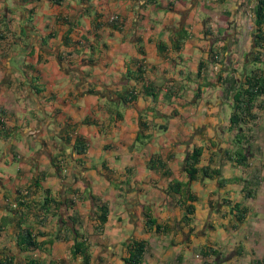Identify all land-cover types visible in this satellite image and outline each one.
Listing matches in <instances>:
<instances>
[{
    "label": "crops",
    "instance_id": "obj_1",
    "mask_svg": "<svg viewBox=\"0 0 264 264\" xmlns=\"http://www.w3.org/2000/svg\"><path fill=\"white\" fill-rule=\"evenodd\" d=\"M252 3L0 0V217L9 216L5 205L13 207L15 191L37 176L55 199H63V183L80 195L72 208L61 201L49 209L43 224L27 215L25 222L41 233L39 249L30 254L19 251L15 227L6 222L0 258L7 254L13 264H25L26 257L39 264H82L70 253L77 228L87 243V264H123L132 238L147 242L140 264H198L195 255L205 244L218 252L207 264H264V96L254 102L255 117L243 130L245 163L238 165L221 155L231 148L235 131L228 129L230 102L221 98L214 79L220 65L207 64L197 74L209 48L221 45L240 70L250 48ZM111 13L120 19L107 21ZM205 26L213 41L203 35ZM182 28L187 36L173 49ZM135 59L144 68L139 80L126 72L134 70ZM145 84L155 97L142 93ZM129 91L135 98L125 102ZM140 133L147 136L142 142L136 139ZM76 136L85 142L82 154L73 153ZM195 145L202 146L200 164L214 153L210 165L219 168L217 178L224 183L217 178L188 183L197 200L192 222L185 225L183 196L166 187L172 180L187 181L182 163ZM55 155L63 158L65 173H55L50 164ZM153 157L162 168L147 167ZM88 193L107 207L99 231ZM222 199L246 206L241 222L229 213L221 217L228 211ZM145 209L160 231L144 228Z\"/></svg>",
    "mask_w": 264,
    "mask_h": 264
},
{
    "label": "trees",
    "instance_id": "obj_2",
    "mask_svg": "<svg viewBox=\"0 0 264 264\" xmlns=\"http://www.w3.org/2000/svg\"><path fill=\"white\" fill-rule=\"evenodd\" d=\"M21 1L25 3L27 0ZM52 1L54 3L60 2V0ZM250 13L252 16L250 48L249 51L245 53V57L239 68L240 70L232 65L227 54L224 53L226 46L221 45L218 49L212 46L209 48L206 59L199 61L197 71V74L199 75L205 69L207 64L218 63L220 65L214 79L220 87L221 98L230 102L228 129L235 131V134L231 138V148H225L221 155H223L226 160H232L238 165H244L245 163L243 130L245 127H249L248 125L251 124V121L255 117V114L251 111L255 106L254 102L260 96H264V0H253ZM111 26L116 29L118 28V25L116 24H112ZM20 31L21 33L23 32L22 29ZM202 33L211 41L215 38L207 26H205ZM186 36L187 33L182 28L179 31L177 39L173 40L172 48L178 49ZM63 43H67V40L63 39ZM157 48L162 50L160 45H157ZM133 63L135 64L134 70L129 72L127 70V74L134 80L142 79L144 68L141 60L135 59ZM141 89L142 93L155 97V92L149 84L143 85ZM128 94V97L123 98L125 102L135 98V94H133L132 91H129ZM118 116L119 115L116 114V117ZM140 125L141 128L144 127L142 122ZM1 129L2 122L0 120V130ZM145 138H147V136L140 133L136 139L140 140L139 142H142ZM62 140L64 143H67L69 140L68 136H63ZM71 146L73 153L75 154L84 153L86 147L84 140L77 136L74 138ZM201 153L202 146L200 145L192 146V148L187 150L182 163V172L186 176L187 181L180 182L172 180L168 182L166 187L167 191L181 194L183 196L180 201L182 206L180 221L185 225L192 222V214L194 211L192 202L197 200L196 194L190 190L188 183L192 180L201 178H217L220 175L219 168L210 165V162L213 161L212 156L214 153L211 154L212 156L209 157L206 164H200ZM59 155L50 157V164L54 168L56 174L60 173V160L63 159L58 158L57 156ZM147 167L150 169L162 168L163 163L158 157H153L149 158ZM162 174L165 176L169 175L167 170L162 171ZM41 180L42 176H37L31 180L29 185L17 189L15 191V196L12 199L15 206L11 207L9 203L5 205L6 210L9 212V216L0 217V229L6 222L13 223L15 227L13 237L16 247L19 251L29 252V254L34 250L39 249L41 241L37 240V236L41 235V233L34 231L33 226L25 222L27 215L31 214L38 224H43L46 219L45 215L48 213L49 209L58 208L61 201L66 208H72L75 203V198L78 199L80 197L78 193L79 191L75 187H72V184L63 183V199L61 200L60 196L59 199H55L50 195L47 188L42 187ZM217 182L219 185H223L224 179L217 178ZM246 194L247 195L245 196L248 197V192ZM88 196L91 197L92 205L94 207L96 222L94 230L99 231L106 220L107 207L104 203L99 202L94 195L88 193ZM221 205L227 206L228 208V211L221 212V217H223L224 213H229L236 223L242 221L247 211L246 206L237 202H232L228 199H222ZM143 215L145 229L153 228L156 232L160 231L161 225L156 222L155 218L151 216L147 209L144 210ZM70 219L72 220L71 223H77L74 217H70ZM188 231H192V228L189 227ZM71 238L72 243L70 246V253L73 256L76 254L79 255L81 257V263L87 264L89 253L83 232L79 231L77 228H73ZM146 244V240L142 238L130 239L125 245V254L121 258L123 264H140L145 252ZM198 252L201 258H203L201 264H207L205 259L214 257L218 253L217 249L209 244L199 247ZM12 260L11 256L4 254L0 258V264H13ZM25 264H39V262L34 258L26 257Z\"/></svg>",
    "mask_w": 264,
    "mask_h": 264
},
{
    "label": "built area",
    "instance_id": "obj_3",
    "mask_svg": "<svg viewBox=\"0 0 264 264\" xmlns=\"http://www.w3.org/2000/svg\"><path fill=\"white\" fill-rule=\"evenodd\" d=\"M106 19H107V21H109V22H115V21H118L120 18H119V16H118L117 14H115V13H111V14L107 15ZM60 165H61V170H60V172L65 173L66 170H65V168H64V161H63V159L60 160ZM11 205H12L13 207L15 206L13 202L11 203ZM195 256L197 257V255H195Z\"/></svg>",
    "mask_w": 264,
    "mask_h": 264
},
{
    "label": "rangeland",
    "instance_id": "obj_4",
    "mask_svg": "<svg viewBox=\"0 0 264 264\" xmlns=\"http://www.w3.org/2000/svg\"><path fill=\"white\" fill-rule=\"evenodd\" d=\"M245 34V42H248L249 41V37H250V34H249V32L248 31H246V32H244ZM240 63V62H239ZM229 112V111H228ZM228 112H227V114H228ZM201 220H203L202 218H199V219H196L195 220V223L197 224V223H199ZM218 239V237L216 238V240ZM197 255V254H196ZM201 256H199V255H197V257L195 256V259H194V262L195 263H201L200 261H201Z\"/></svg>",
    "mask_w": 264,
    "mask_h": 264
}]
</instances>
